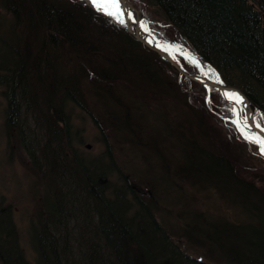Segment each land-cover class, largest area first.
I'll return each instance as SVG.
<instances>
[{
	"label": "trees",
	"instance_id": "16d2710c",
	"mask_svg": "<svg viewBox=\"0 0 264 264\" xmlns=\"http://www.w3.org/2000/svg\"><path fill=\"white\" fill-rule=\"evenodd\" d=\"M151 1L163 19L165 32H157L159 37L178 41L224 85L240 90L264 113V0ZM0 7L10 16L12 30L0 32L4 126L10 137L16 136L31 166L42 171L37 156L25 145L19 121L24 112L33 118L43 134L45 172L54 182L48 184V208L29 224L33 263L25 258L13 208L0 195V264H66L68 221L62 216L72 210L83 223H92L94 231L87 238L84 264H264V180L240 174L231 146L247 148L249 142L217 116L233 118L230 105L221 100L223 108L210 103L209 110L204 88L200 87V98L186 93V87L196 85L75 0H0ZM166 28L172 33L169 39ZM169 95L192 109L199 123L171 120L175 113L164 105ZM213 95L221 99L218 92L211 91ZM68 104L94 116L105 148L100 155L106 159L78 152L76 144L82 140L72 130L70 113L65 111ZM156 108L160 110L156 121L161 123L151 130L147 115ZM205 120L212 123L209 134L215 145L204 143ZM213 124L226 129L225 138ZM112 138L142 155L155 154L154 161L161 162L157 166L168 177L176 172L214 189L247 220L217 215L205 220L199 213L181 230L187 243L202 250L204 260L188 255L157 221L151 198L134 190L131 184L139 186L126 182L115 167ZM167 143L178 151L174 157L163 153ZM142 155L146 161L147 154ZM115 172L117 182L110 179ZM55 179L61 181L59 186ZM81 225L80 234L88 237L84 227L89 224Z\"/></svg>",
	"mask_w": 264,
	"mask_h": 264
},
{
	"label": "rangeland",
	"instance_id": "374dc122",
	"mask_svg": "<svg viewBox=\"0 0 264 264\" xmlns=\"http://www.w3.org/2000/svg\"><path fill=\"white\" fill-rule=\"evenodd\" d=\"M133 1L146 17L152 29V33L165 32L161 26L163 19L151 0ZM93 11L99 14V11L96 9ZM101 16L105 17L104 15ZM10 28L11 18L0 7V32L10 34L12 31ZM166 31L168 35L166 36L169 39V36L172 37V33L168 28H166ZM14 32L18 34L19 30H14ZM18 36L23 38L22 35L18 34ZM188 55L191 59H194L190 53H188ZM186 63L187 66L190 67V62L186 61ZM192 65L196 67L197 64L193 63ZM192 90L194 93H200V95H202L198 85L192 88ZM2 91L3 88L0 86V195L3 196L6 202L13 208V218L20 234L21 247L26 260L33 263L35 254L29 242V224L35 221L37 216L42 218V214H38L41 212L44 213L46 210L45 208H48V200L46 198L49 193L48 184L54 185V182H50V177L45 172L40 151L44 142L43 134L35 128L33 118L28 114L25 115L24 112L20 115L19 121L23 126L22 130L24 131L23 138L25 145L37 156V161L42 164V171L35 170L31 166V163L26 160L18 142L14 140L16 136L10 137L8 135L4 126V110L6 103L2 97ZM164 100V105L166 104L168 109L175 113V117L173 116L171 120L177 122L189 120L193 123L195 121L199 123L200 120L196 115L195 117L193 116L192 109H188L184 104L177 102L178 100L175 97L169 95L166 96ZM210 103L211 105H216L221 108L224 107L221 99H218L215 95L209 96L208 107ZM65 111L70 113V123L73 132L82 140L81 145L79 143L76 144L78 152H82L88 157L100 155L104 151V146L101 143V134L97 129V125L92 120L94 116H90L79 106H73L72 104H68ZM231 113L233 118L227 119L230 120L229 123H231L235 129L236 124L233 123V121L236 120V117L233 109H231ZM157 114H160V110L156 108L147 115V120L149 121L147 125L152 128L151 130H154L155 126L161 123L160 120L156 121V119H159ZM224 121L226 120H223V122ZM202 123L206 133H208V137L204 143L215 145V142L210 139L209 134V126L212 124L211 121L205 120L202 121ZM184 125L190 127L188 123H184ZM213 125L215 127L217 126L216 133H222L223 138H225L227 135L226 129L219 124ZM158 130L161 131L160 128ZM162 134L163 133L159 132L158 137H162ZM111 144L113 145L115 159L120 171L130 175L135 181L134 184L138 185L141 191L150 192V195L143 192V196H148L155 203L153 210L156 214L157 221L166 228L171 234L172 239L178 242L188 255L204 260L202 250L187 243L186 239L182 236L181 230L182 224L190 223L192 218L194 219L199 213L203 214L205 220H213L216 218V215L217 217L228 216L230 221L235 222L247 220L246 216L242 215L237 206L232 203H227L214 189L190 181L185 177H181L178 173L176 175V172L173 173L174 176H171L173 181L170 180L167 174H164L157 166L161 162L154 161L155 154L143 151V155L147 154L146 161H144L143 159H145V157H141L142 152H139L136 148L128 146L125 143H118L114 138L111 139ZM87 146H89V148H87ZM164 146L167 148V155L174 157V154L178 152H175L171 148L170 143L164 144ZM231 152L242 170V172L239 171L242 176L256 182L264 180V162L257 157L258 149L255 144L249 143V146L246 148L236 143L231 146ZM163 153L166 155L165 151H163ZM174 165L177 170L178 165L176 161ZM117 175L118 174L115 172L112 178L113 182L118 181L116 178ZM55 182L58 186L61 183L59 179H55ZM146 184L152 185V188L148 189ZM144 185L146 188H144ZM75 205H77V203H75ZM77 215L78 213L72 210L66 212L64 214L65 217L62 216L63 220L66 219L68 221V237L66 238V250L68 254L65 262L66 264H84L83 255L86 250V242L89 241L87 238L92 237V233H94L91 227L92 223L85 221L84 223H88L89 225H86L84 229L89 231L90 235L87 237L80 234L83 228L81 224L84 225V223ZM44 218L45 215H43V220ZM55 229H53V232L56 234ZM63 232L64 230L61 229L60 234ZM91 241L93 243L95 242L93 238ZM99 252L102 253L103 248H101Z\"/></svg>",
	"mask_w": 264,
	"mask_h": 264
},
{
	"label": "water",
	"instance_id": "95a60500",
	"mask_svg": "<svg viewBox=\"0 0 264 264\" xmlns=\"http://www.w3.org/2000/svg\"><path fill=\"white\" fill-rule=\"evenodd\" d=\"M84 1H85V5L95 10L94 6H92V4L90 3V0H84ZM121 8L124 10V16H123V19L125 21L124 23H120L115 18L109 17L104 14L103 15L111 19L118 27H120L121 29L125 30L127 33L132 35L139 43L144 45L147 49L155 52L162 61L171 65L181 76L188 78L194 83L204 86L208 91H210L211 89L218 91L221 94V96L230 104H232V102L230 100H227V95L228 94L239 95L242 101L239 104V107L235 106L234 104L232 105L235 109V112L239 113L241 124H243V119L241 118L240 115L241 112L240 106H242L243 108L245 117L248 118V125H250V127L247 130H250L253 133H259L261 135H264V132H261L260 128H257L255 126L257 122L254 120L252 111L254 109L256 110L258 109L256 105L247 96H245L241 91L237 90L236 88L228 87L223 85L221 82L208 79L207 76L204 75L205 71L202 69L201 65H199L200 68L199 75H196L193 72V70L190 68L188 70L184 69L181 63L178 61L177 57L168 50L170 45L175 47L176 45H172L167 41L154 36L151 33L149 26L144 23L145 21L144 16L141 14L140 11H138L135 4H133L131 0H122ZM141 25H145L146 27H142ZM148 31L151 33L152 36H149ZM155 42H157V44H163L165 47H167V49H162L156 46L154 44Z\"/></svg>",
	"mask_w": 264,
	"mask_h": 264
},
{
	"label": "snow or ice",
	"instance_id": "6c2138e0",
	"mask_svg": "<svg viewBox=\"0 0 264 264\" xmlns=\"http://www.w3.org/2000/svg\"><path fill=\"white\" fill-rule=\"evenodd\" d=\"M122 0H90V3L94 6V8L101 12L104 15L115 18L120 23H124V10L121 8ZM142 27H146L145 25H141ZM192 63L196 64L195 60H192ZM227 99L235 102L236 104H240L241 98L237 94H228ZM237 119L233 121L237 125L238 130L241 135L244 136V139L247 140L251 144H255L258 148V151L261 155H264V135L259 133H249L247 129L250 127L248 125V118H243V124H241L239 113H235ZM257 128H260L261 132H264V127H261L259 124L255 125Z\"/></svg>",
	"mask_w": 264,
	"mask_h": 264
},
{
	"label": "bare ground",
	"instance_id": "6f19581e",
	"mask_svg": "<svg viewBox=\"0 0 264 264\" xmlns=\"http://www.w3.org/2000/svg\"><path fill=\"white\" fill-rule=\"evenodd\" d=\"M93 6V5H92ZM99 14H100V16L101 15H103L101 12H99ZM98 14V15H99ZM148 34H149V36H152L151 35V33L148 31ZM156 46H158V47H160V48H162V49H167V47H165L163 44H157V42H155L154 43ZM168 50L172 53V54H174L176 57H177V55H176V52H179V54H181L182 56H184V57H186L187 59H189V57L187 56V54L185 53V52H183L182 50H180L179 49V47H175V46H169V48H168ZM204 75L205 76H207V74L206 73H204ZM192 82V81H191ZM193 83V82H192ZM194 84V83H193ZM187 89V91H186V93H193V94H195L194 95V97H199L200 98V93L199 94H196V93H194V91L192 90V87L191 88H189V87H186ZM232 102V104H234L235 106H237V107H239V104H236L235 102H233V101H231ZM252 113H253V116H255V114H254V111H252ZM229 123V122H228ZM229 124H231V123H229ZM231 126H232V124H231ZM110 143H111V140L109 141ZM118 176V175H117ZM117 178V177H116ZM169 178H170V180H172L173 181V178L171 177V176H169ZM229 206H231L230 204H228ZM232 207V206H231ZM239 209V208H238ZM240 211V210H239ZM157 219V218H156Z\"/></svg>",
	"mask_w": 264,
	"mask_h": 264
},
{
	"label": "flooded vegetation",
	"instance_id": "af4514ba",
	"mask_svg": "<svg viewBox=\"0 0 264 264\" xmlns=\"http://www.w3.org/2000/svg\"><path fill=\"white\" fill-rule=\"evenodd\" d=\"M44 111H48V109H45ZM104 149H105V148H104ZM31 152H32V151H31ZM102 155H104V154H102ZM102 155H96V156H93V158H97V157H101L102 159L105 158V157H103ZM106 158H107V156H106ZM106 158H105V159H106ZM112 158H115L114 155L112 156ZM116 162H117V161H116ZM109 167H112V166L109 165ZM115 167H118V165H115ZM118 168H119V167H118ZM112 178H113V174H112V176H111L110 179L112 180ZM124 179H125V181L128 182L129 184L135 182L134 179H133L130 175L126 174V173H124ZM131 185H132V188H133L134 190H136L140 195L143 196V192L146 193L147 195H150V192H149V191H141L140 188H135V186H134L133 184H131Z\"/></svg>",
	"mask_w": 264,
	"mask_h": 264
}]
</instances>
